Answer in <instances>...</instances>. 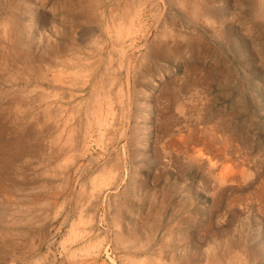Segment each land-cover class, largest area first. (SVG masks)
I'll use <instances>...</instances> for the list:
<instances>
[{
	"label": "rangeland",
	"instance_id": "1",
	"mask_svg": "<svg viewBox=\"0 0 264 264\" xmlns=\"http://www.w3.org/2000/svg\"><path fill=\"white\" fill-rule=\"evenodd\" d=\"M153 1L0 0V162L7 161L0 168V264H264V0H195L198 8L193 0ZM124 51L135 56L130 74H125ZM77 72L84 74L81 79ZM91 79H101L98 97ZM109 88L111 106L106 104ZM194 131L204 134L194 137ZM172 132L178 137L174 142ZM18 137L24 144L16 142ZM190 152L201 153L204 164L190 161ZM212 160L215 167L223 162L215 171L226 173V181L214 183L208 169Z\"/></svg>",
	"mask_w": 264,
	"mask_h": 264
},
{
	"label": "bare ground",
	"instance_id": "2",
	"mask_svg": "<svg viewBox=\"0 0 264 264\" xmlns=\"http://www.w3.org/2000/svg\"><path fill=\"white\" fill-rule=\"evenodd\" d=\"M150 1H151V0H150ZM152 1H153V0H152ZM193 1H194V2H193L194 5L198 2V0H196L197 2H195V0H193ZM87 2H88V1H87ZM180 2L182 3V1H180ZM199 2H200V0H199ZM203 2H204V1H203ZM203 2H202V3H203ZM153 3H154V1H153ZM260 3H261V1H260ZM178 4H179V3H178ZM203 4H204V3H203ZM262 4H263V3H262ZM90 5H91V4H90ZM171 5H173V4H171ZM180 5H181V4H180ZM194 5H193V6H194ZM204 5H206V4H204ZM101 6H102V5H101ZM181 6H182V5H181ZM193 6H192V7H193ZM198 6H199V5H198ZM198 6H197V4H196V8H198ZM103 7H104V5H103ZM120 7H121V6H120ZM120 7H119V8H120ZM194 7H195V6H194ZM199 7H200V6H199ZM202 7H203V6H202ZM202 7H201V9H202ZM260 7H261V6H260ZM178 8H179V7H178ZM196 8H195V9H196ZM203 8L205 9V7H203ZM206 8H207V7H206ZM209 8H210V7H209ZM261 8H262V7H261ZM109 9H110V8H109ZM115 9H116V8H115ZM115 9H114V10H115ZM121 9H122V8H121ZM180 9H182V8L180 7ZM191 9H193V8H191ZM211 9H212V8H211ZM105 10H106V9H105ZM116 10H117V9H116ZM183 10H185V9H183ZM196 10H197V9H196ZM196 10H194V11H196ZM209 10H210V9H209ZM209 10L207 9L206 11H207L208 13L212 11V10H211V11H209ZM262 10H263V9H260V12H263ZM109 11H110V10H109ZM123 11H124V10H123ZM125 11H126V10H125ZM181 11H182V10H181ZM194 11L192 10V12H191V13H193L192 16L195 14ZM253 11H254V10H253ZM82 12H83V11H82ZM110 12H111V11H110ZM112 12H113V11H112ZM184 12H185V11H184ZM189 12H190V11H189ZM197 12H198V11H197ZM197 12H196V13H197ZM201 12H202V10H201ZM204 12H205V11H204ZM212 12H213V11H212ZM212 12H211V13H212ZM260 12H259V13H260ZM84 13H85V12H84ZM94 13H95V12H94ZM126 13H127V12H126ZM126 13H123V14H126ZM202 13H203V12H202ZM263 13H264V12H263ZM99 14H100V13H99ZM102 14H103V13L101 12V15H100V16H102ZM138 14H139V12H138ZM153 14H154V13H153ZM200 14H201V13H200ZM108 15H109V14H108ZM113 15H114V14H113ZM189 15H191V14L189 13ZM86 16L88 17V15H86V14H80L78 17L80 18V17H86ZM95 16H96V15H95ZM97 16H98V15H97ZM100 16H98V17H100ZM105 16H106V15H105ZM115 16H116V15H115ZM115 16H114V17H115ZM139 16H140V14H139ZM184 16H185V15H184ZM103 17H104V16L101 17V20H102ZM111 17H112V16H111ZM118 17H119V15H118ZM262 17H264V16L262 15ZM195 18H196V17H195ZM195 18H194V19H195ZM75 19H76V18H75ZM88 19H92V20H94L95 18L90 17V18H88ZM88 19H87V20H88ZM117 19H118V18H117ZM186 19H187V18H186ZM188 19H189V18H188ZM92 20H91V21H92ZM95 20H96V19H95ZM111 20H112V19H111ZM118 20H119V19H118ZM118 20H117V21H118ZM196 20H197V19H195V21H196ZM76 21H77V20H76ZM80 21H81V19H80ZM82 21H83V20H82ZM91 21H90V22H91ZM104 21H105V19H104ZM114 21H115V20H114ZM122 21H123V20H122ZM197 21H198V20H197ZM94 22H95V21H94ZM96 22H97V21H96ZM98 22H99V21H98ZM101 22H102V21H101ZM188 22H189V21H188ZM99 23H100V22H99ZM122 23H123V22H121V24H122ZM192 23H193V22H192ZM263 23H264V22H263ZM90 24H91V23H90ZM105 24H106V23H105ZM96 25H97V24H95V26H96ZM98 25H101V23L98 24ZM110 25H111V23H110ZM122 25H123V24H122ZM142 25H144V24H142ZM146 25H147V24H145V27H146ZM192 25H193V24H192ZM194 25H195V24H194ZM78 26H79V25H78ZM98 27H99V26H98ZM98 27H97V29H98ZM104 27H105V26H104ZM136 27H137V26H136ZM143 27H144V26H143ZM107 28H108V27H107ZM149 28H150V27H149ZM149 28H148V30H150ZM100 29H101V28H100ZM139 29H140V28H139ZM144 29H146V28H144ZM144 29L142 28V30H140V32H141L140 34H142V31H143ZM80 30H81V29H80ZM80 30H79V32L82 33V31H80ZM82 30H83V29H82ZM103 30H104V28H103ZM103 30H102V31H103ZM115 30H116V28H115ZM115 30H114V31H115ZM133 30H134V29H133ZM104 31H105V30H104ZM114 31H113V29H112V32H114ZM127 31H128V30H127ZM83 32H84V31H83ZM108 32H109V31H108ZM115 32H116V31H115ZM136 32H137V30H136ZM148 32H149V31H148ZM148 32H147V33H148ZM106 33H107V32H106ZM117 33H119V32H116V34H117ZM132 33H133V32H132ZM181 33H182V31H181ZM104 34H105V33H104ZM116 34H115V35H116ZM126 34H127V33H126ZM144 34L146 35V33H144ZM0 35H1V34H0ZM93 35H94V34H93ZM115 35H113V36H115ZM118 35H119V34H118ZM148 35H149V34H148ZM165 35H166V34H165ZM172 35H173V34H172ZM84 36H85V35H84ZM84 36H83V37H84ZM138 36H140V35H138ZM138 36H137V37H138ZM167 36H169V33H168ZM180 36H182V35H180ZM94 37H95V35H94ZM110 37H111V36H109V38H110ZM115 37H117V35H116ZM128 37H129V36H128ZM151 37H152V36H151ZM172 37H173V36H172ZM178 37H179V36H178ZM183 37H184V36H183ZM95 38H96V37H95ZM101 38H103V37H101ZM109 38H108V39H109ZM119 38H120V37H119ZM133 38H135V36H134ZM139 38H140L141 40L143 39V37L141 38V36H140ZM146 38H147V36L145 37V39H146ZM170 38H171V37H169V41H170ZM184 38H185V37H184ZM82 39H83V38H82ZM117 39H118V38H117ZM162 39H163V37H162ZM176 39H177V37H176ZM185 39H186V38H185ZM185 39H184V40H185ZM192 39H193V38H192ZM194 39H195V38H194ZM76 40H77V39H76ZM99 40H102V39H99ZM113 40L115 41V39H113ZM128 40H129V39H128ZM151 40H152V38H151ZM153 40H154V39H153ZM195 40H196V39H195ZM123 41H124V39H123ZM135 41H137V40H135ZM142 41H143V40H142ZM142 41H141V42H142ZM173 41H174V40H173ZM185 41H186V40H185ZM98 42H101V41H98ZM98 42H97V43H98ZM103 42H104V41H103ZM109 42H110V41H109ZM120 42H121V41H120ZM153 42H154V41H153ZM77 43H79V42H77ZM85 43H86V42H85ZM95 43H96V42H95ZM121 43H122V42H121ZM126 43H127V42H126ZM131 43H132V42H131ZM144 43H146V42H144ZM69 44H70V43H69ZM82 44H83V43H82ZM109 44H111V42H110ZM132 44H133V43H132ZM139 44H141V43H139ZM163 44H164V43H163ZM194 44H195V43H194ZM3 45H4V44H3ZM61 45H62V44H61ZM100 45H101V44H100ZM100 45H98V46H100ZM124 45H125V43H124ZM127 45H128V44H127ZM133 45H134V44H133ZM147 45H148V44H147ZM67 46H68V44H67ZM96 46H97V45H95V47H96ZM102 46H103V45H102ZM128 46H129V45H128ZM134 46H135V45H134ZM134 46H133V47H134ZM136 46H137V45H136ZM144 46H145V45H144ZM144 46H143V48H144ZM155 46H156V45H155ZM169 46H170V45H169ZM92 47H93V46H92ZM105 47H106V46H105ZM110 47H111V46H110ZM1 48H2V47H1ZM129 48H130V47H129ZM129 48H128V49H129ZM134 48H135V47H134ZM137 48H138V47H136L135 49H137ZM140 48H142V47H140ZM147 48H148V46H147ZM155 48H156V47H155ZM111 49H112V48H111ZM130 49H131V48H130ZM153 49H154V48H153ZM153 49H152V50H153ZM205 49H206V48H205ZM1 50H2V49H1ZM6 50H7V49H6ZM53 50H54V49H53ZM104 50H105V49H103V52H104ZM179 50H180V49H179ZM191 50H192V49H191ZM11 51H12V50H11ZM73 51H74V50H73ZM78 51H79V49H78ZM97 51H98V50H97ZM97 51H94V52L97 53ZM117 51H118V50H117ZM133 51H134V50H133ZM137 51H138V50H137ZM144 51H145V50H144ZM149 51H150V50H148V52H149ZM164 51H165V50H164ZM2 52H3V51H2ZM55 52H56V50H55ZM68 52H69V51H68ZM79 52H80V51H79ZM89 52H90V51H89ZM89 52H88V53H89ZM98 52H99V51H98ZM105 52H106V51H105ZM131 52H132V51H131ZM153 52H155V51H153ZM51 53H54V52L51 51ZM84 53H85V52H84ZM88 53H87V54H88ZM113 53H115V52H113ZM120 53H121V52H120ZM123 53H124L125 58H126V61H125V62H127V63H124V62H123L124 64H126L125 67H127V68H126V69H127V72H126L125 74H127V73H129L130 70L132 69V67H131L132 64H130V61H131V57L133 56V53H132V56H131V53H130V52L125 53V51H124ZM134 53H135V52H134ZM146 53H147V51H146ZM146 53L144 52V54H146ZM156 53L158 54V56H160V55H162L164 52H163L162 49H161V50H159V51H156ZM171 53H172V52H171ZM180 53H181V52H180ZM182 53H183V52H182ZM184 53H185V52H184ZM58 54H60V51H59ZM66 54H68V53H66ZM74 54L76 55V52H75ZM77 54L79 55V53H77ZM91 54H92V53H91ZM100 54H102V53H100ZM100 54H99V55H100ZM178 54H179V53H178ZM201 54H202V53H201ZM206 54H207V53H206ZM83 55H84V54H83ZM113 55H114V54H113ZM115 55H116V53H115ZM115 55H114V56H115ZM138 55H139V54H138ZM147 55H148V53H147ZM155 55H156V54H155ZM181 55H182V54H181ZM181 55H180V56H181ZM204 55H205V54H204ZM25 56H26V55H25ZM62 56H63V55H62ZM62 56H61V57H62ZM70 56H71V55H70ZM81 56H82V55H81ZM87 56H89V55H87ZM94 56H95V54H94ZM109 56H110V55H109ZM111 56H112V55H111ZM116 56H117V55H116ZM151 56H152V55H151ZM158 56H157V57H158ZM165 56H166V55H165ZM168 56H169V55H168ZM171 56H173V55H171ZM176 56L179 57V55H176ZM186 56H187V55H186ZM55 57H56V56L54 55V58H55ZM68 57H69V56H68ZM96 57H97V56H96ZM103 57H105V56H103ZM112 57H113V56H112ZM112 57H111V59H112ZM133 57H135V56H133ZM141 57H142V53H141ZM146 57H147V56H146ZM155 57H156V56H155ZM181 57H182V56H181ZM181 57H180V58H181ZM62 58H63V57H62ZM75 58H76V57H75ZM108 58H110V57H108ZM118 58H119V57H118ZM138 58H140V57H138ZM159 58H160V57H159ZM161 58H162V57H161ZM164 58H165V57H164ZM70 59H72V57H71V58L69 57V60H70ZM77 59H78V58H77ZM84 59L86 60L87 58H84ZM120 59L123 60L122 57H121ZM135 59H136V58H135ZM177 59H178V58H177ZM0 60H1V59H0ZM57 60H58V58H57ZM59 60H61V58H59ZM73 60H74V59H72V62H73ZM87 60H89V59H87ZM96 60H97V59H96ZM100 60H101V59H98L99 62H100ZM109 60H110V59H107V62H108ZM142 60H143V59H142ZM144 60H145V59H144ZM160 60H161V59H160ZM217 60H218V59H217ZM28 61H29V60H28ZM54 61H55V60H54ZM67 61H68V59H67ZM70 61H71V60H70ZM74 61H76V60H74ZM98 61H96V62H98ZM103 61H104V58H103ZM136 61L139 62L140 59H139V60H136ZM162 61H163V60H162ZM166 61H168V60H166ZM186 61H187V60H186ZM65 62H66V61H65ZM68 62H69V61H68ZM68 62H67V63H68ZM83 62H84V61H83ZM85 62H86V61H85ZM93 62H94V61H93ZM183 62H184V61H183ZM183 62H182V63H183ZM4 63H5V61H4ZM69 63H71V62H69ZM69 63H68V64H69ZM74 63H75V62H74ZM78 63H79V62H78ZM86 63H87V62H86ZM86 63H85V64H86ZM111 63H113V62H110V66H111ZM121 63H122V62H121ZM123 63H122V64H123ZM132 63H133V62H132ZM134 63H135V62H134ZM139 63H140V62H139ZM205 63H206V62H205ZM220 63H221V61H220ZM59 64H60V63H59ZM76 64H77V62H76ZM81 64H82V63H81ZM87 64H88V63H87ZM90 64H91V63H90ZM97 64H98V63H97ZM100 64H101V63H100ZM137 64H138V63H136V66H137ZM61 65H62V64H61ZM64 65H65V64H64ZM66 65H67V64H66ZM66 65H65V66H66ZM95 65H96V64H95ZM95 65H94V66H95ZM106 65H107V64H106ZM134 65H135V64H134ZM134 65H133V66H134ZM139 65H140V64H139ZM184 65H187V64H184ZM196 65H197V64H196ZM221 65H223V64H221ZM49 66H50V64H49ZM54 66H55V65H54ZM59 66H60V65H59ZM67 66H68V65H67ZM70 66H71V65H70ZM73 66H75V65H73ZM76 66H78V65H76ZM79 66H80V64H79ZM82 66H83V65H82ZM89 66H90V65H89ZM194 66H195V65H194ZM50 67H51V66H50ZM32 68H33V67H32ZM70 68H71V67H70ZM77 68H78V67H77ZM79 68H80V67H79ZM84 68H85V66H84ZM93 68H94V67H93ZM93 68H92V69H93ZM97 68H98V67H97ZM102 68H103V67H102ZM105 68H107V66H105ZM105 68H104V69H105ZM108 68H109V67H108ZM115 68H116V67H115ZM133 68H134V67H133ZM137 68H138V67H137ZM191 68H192V67H191ZM81 69H83V68L81 67ZM89 69H90V71H91V68H89ZM89 69H88V71H89ZM100 69H101V68H100ZM121 69H122V68H121ZM188 69H189V68H188ZM193 69H194V68H192V71H194ZM197 69H198V68H197ZM224 69H226V68L224 67ZM230 69H231V68H230ZM5 70H6V69H5ZM73 70L76 71L75 69H73ZM77 70L79 71V69H77ZM109 70H110V69H109ZM109 70H108V71H109ZM111 70H114V68H113V69L111 68ZM117 70H118V69H116V71H117ZM135 70H137V69L135 68ZM140 70H141V69H140ZM195 70H196V69H195ZM1 71H2V70H1ZM63 71H64V70H63ZM70 71H72V70H70ZM80 71H81V70H80ZM99 71H100V70L98 69V72H99ZM101 71H102V69H101ZM104 71H105V70H104ZM118 71H119V70H118ZM121 71H122V70H121ZM133 71H134V70H133ZM133 71H132V72H133ZM187 71H188V70H187ZM28 72H29V71H28ZM53 72H54V70H53ZM56 72H57V74H58V72H62V71H56ZM66 72H67V70H66ZM84 72H85V71L82 70L81 74L84 73ZM86 72H87V71H86ZM86 72H85V73H86ZM91 72H92V71H91ZM111 72H112V71H111ZM114 72H115V71H114ZM124 72H125V71H124ZM175 72H176V71H175ZM69 73H72V72H69ZM73 73L76 74V72H73ZM73 73H72V74H73ZM78 73H79V72H77V74H78ZM96 73H97V72H96ZM100 73H102V72H100ZM104 73H105V72H104ZM193 73H194V72H192V74H193ZM223 73H224V72H223ZM19 74H20V73H19ZM54 74H55V73H54ZM57 74H56V75H57ZM59 74H60V73H59ZM72 74H69V75L72 76ZM74 74H73V75H74ZM87 74H88V73H87ZM112 74H113V73H112ZM115 74H116V73H115ZM122 74H123V73H122ZM129 74H130V73H129ZM10 75H12V74H10ZM60 75H61V77H63V76H62V73H61ZM83 75H84V74H83ZM83 75H82V76H83ZM92 75H93V74H92ZM117 75H118V74H117ZM185 75H186V74H185ZM189 75H190V74H189ZM206 75H207V74H206ZM206 75H205V76H206ZM65 76H67V75H65ZM77 76H78V75H77ZM77 76H75V77H77ZM82 76H80V73H79V76H78V77H80V79L82 78ZM86 76H87V75H86ZM88 76H89V74H88ZM100 76H101V78H102L103 73H102V75H100ZM104 76H105V75H104ZM114 76H116V75H114ZM119 76H120V75H119ZM127 76H128V75H127ZM131 76H132V75H130V77H131ZM145 76H146V75H145ZM145 76H144V77H145ZM51 77H53V76H51ZM61 77H59V76H58V78H57V77H56V78L53 77V79L55 78V80L57 81V80H58L59 78H61ZM73 77H74V76H73ZM95 77H96V76H95ZM109 77L112 78V75H110ZM117 77H118V76H117ZM157 77H158V76H157ZM226 77H227V76H226ZM11 78H12V77H11ZM40 78H41V77H40ZM48 78H49V77H48ZM83 78H84V77H83ZM88 78H89V77H88ZM88 78H87V79H88ZM105 78H106V77H105ZM115 78H116V77H115ZM131 78H132V77H131ZM139 78H140V77H139ZM190 78H191V77H190ZM197 78L199 79V77H197ZM228 78H229V77H228ZM13 79H14V77H13ZM72 79H75V78H72ZM80 79H78L77 81H79ZM84 79H86V78H84ZM103 79H104V77L102 78V80H103ZM231 79H232V77H231ZM8 80H9V79H8ZM14 80H15V79H14ZM21 80H22V79H21ZM30 80H31V79H30ZM36 80H37V79H36ZM47 80H48V79H47ZM50 80H52V79H50ZM60 80H61V79H60ZM70 80H71V79H70ZM100 80H101V79H99L98 81H97V79H93V80L91 79V81L94 82V83L91 82L92 84H94V86L92 85L93 88H92L91 91L93 92V94H95V95H93V96H95V97H98L97 89H99V87H100V83H99ZM107 80H108V79H107ZM122 80H123V79H122ZM124 80H126V78H124ZM195 80H196V79H195ZM195 80H194V81H195ZM203 80H204V79H202V81H203ZM12 81H13V80H12ZM17 81H18V80H17ZM64 81H65V80H64ZM68 81H69V80H68ZM74 81H76V80H74ZM77 81H76V82H77ZM82 81H83V79H82ZM86 81H87L86 83H89L88 80H86ZM112 81H113V80H111V84H112ZM117 81H118V80H117ZM119 81H121V76H120V80H119ZM119 81H118V82H119ZM127 81H128V80H127ZM133 81H134V80H133ZM173 81H174V80H173ZM9 82H10V81H9ZM50 82H51V81H50ZM65 82H66V81H65ZM65 82H64V83H65ZM84 82H85V81H84ZM123 82H124V81H123ZM123 82H119V83L121 84V86L124 84ZM130 82H131V81H130ZM176 82H177V81H176ZM181 82H182V81H181ZM199 82H201V81H199ZM209 82H210V81H209ZM30 83H31V82H30ZM39 83H40V82H39ZM51 83L53 84V82H51ZM59 83H60V82H59ZM68 83H69V82H68ZM77 83H78V82H77ZM79 83H80V82H79ZM86 83H84L85 86L87 85ZM91 83H89V84H91ZM122 83H123V84H122ZM126 83H127V82H126ZM186 83H188V82H186ZM206 83H207V82H206ZM7 84H8V83H7ZM32 84H33V83H32ZM55 84H57V82H55ZM82 84H83V83H82ZM82 84L80 83V85H82ZM89 84H88V85H89ZM101 84H102V83H101ZM105 84H106V83H105ZM108 84H109V82L107 83V85H108ZM120 84H117V85H120ZM170 84L173 85L172 83H170ZM175 84H176V83H175ZM181 84H182V83H181ZM193 84H194V83H193ZM197 84L200 85V83H197ZM40 85H41V84H40ZM50 85H51V84H50ZM66 85H67V84H66ZM74 85H75V84H74ZM77 85H79V84H77ZM77 85H76V87H77ZM80 85H79V87H81ZM84 85L82 86L83 88H84ZM88 85H87V87H88ZM107 85H106V86H107ZM130 85H132V84L130 83ZM134 85H135V84H134ZM177 85H178V83H177ZM191 85H192V82L190 83V86H191ZM8 86H9V85H8ZM37 86H38V83H37ZM55 86H56V85H55ZM70 86H71V85H70ZM108 86H109V85H108ZM113 86H114V85H113ZM181 86H182V88H183V85H181ZM193 86H194V85H193ZM26 87H27V86H26ZM74 87H75V86H74ZM74 87H73V88H74ZM82 87H81L80 89H82ZM102 87H103V85H102ZM115 87H116V85H115ZM130 87H131V86H130ZM135 87H136V86H135ZM187 87H188V85H187ZM32 88H33V86H32ZM77 88H78V87H77ZM100 88H101V87H100ZM105 88H106V87H105ZM107 88H108V87H107ZM184 88H185V87H184ZM17 89H18V88H17ZM53 89H54V88H53ZM58 89H59V88H58ZM62 89H63V88H62ZM120 89H122V88L120 87ZM131 89H132V88H131ZM161 89H162V88H161ZM87 90H88V89H87ZM179 90H180V88H179ZM187 90H188V89H187ZM21 91H23V90H21ZM57 91H58V90H57ZM57 91H56V92H57ZM89 91H90V90H89ZM89 91H88V92H89ZM99 91H100V93H101V90H100V89H99ZM102 91H104V88H103ZM113 91H115V90H113ZM121 91H122V90H121ZM130 91H131V90H130ZM174 91H176V89H175ZM177 91H178V90H177ZM184 91L186 92V90H184ZM52 92H54V91H52ZM56 92H54V93H56ZM92 92H91V94H92ZM118 92H119V91H118ZM122 92L124 93V91H122ZM158 92H159V91H158ZM170 92H171V91H170ZM178 92H179V91H178ZM180 92H181V90H180ZM191 92H192V91H191ZM58 93L61 94V92H59V91H58ZM81 93H82V92H80V94H81ZM104 93H105V92H104ZM104 93H102V94H104ZM123 93H122V94H123ZM67 94H68V93H67ZM71 94H72V93H70V95H71ZM77 94H79V93H77ZM102 94H101V95H102ZM119 94H120V93H119ZM127 94H128V91H127ZM131 94H132V92H131ZM176 94H177V93H176ZM178 94H179V93H178ZM178 94H177V96H178ZM52 95H53V94H52ZM56 95H57V94H56ZM70 95H69V96H70ZM75 95H76V94H75ZM75 95H74V96H75ZM89 95H90V94H88V96H89ZM101 95H100V96H101ZM156 95H157V94H156ZM172 95H173V94H172ZM172 95H171V96H172ZM188 95H189V94H188ZM188 95H187V96H188ZM197 95H198V94H197ZM197 95H196V96H197ZM41 96H42V95H41ZM63 96H64V95H63ZM74 96H73V97H74ZM77 96H78V95H77ZM90 96L92 97V95H90ZM103 96H104V95H103ZM122 96H123V95H122ZM126 96H127V95H126ZM128 96H129V95H128ZM128 96H127V97H128ZM169 96H170V95H169ZM174 96H175V94H174ZM54 97H56V96H54ZM58 97L60 98V95H59ZM58 97H57V98H58ZM65 97H67V96H65ZM82 97H83V96H82ZM82 97H81V98H82ZM106 97H107V98H106V104H107L108 106H111V105L113 104V99H112V93H111V91H110V88H109V90L106 92ZM130 97H131V96H130ZM172 97H173V96H172ZM180 97H181V96L179 95V98H180ZM188 97H189V96H188ZM57 98H55V99L57 100ZM68 98H69V97H68ZM71 98H72V97H71ZM74 98H75V97H74ZM79 98H80V96H79ZM79 98H78V100H79ZM87 98H88V97H87ZM87 98H86V100H85L86 102H87ZM101 98H102V97H101ZM128 98H129V97H128ZM133 98H134V97H133ZM143 98H144V97H143ZM176 98H177V97H176ZM182 98H184V96H183ZM185 98H187V97H185ZM63 99H64V98H63ZM82 99L84 100V99H85V96H84V98H82ZM118 99H120V98H118ZM125 99H126V98H125ZM130 99H131V98H130ZM134 99H136V98H134ZM156 99H157V98H156ZM192 99L194 100V98H192ZM60 100H62V99H60ZM64 100H65V99H64ZM83 100H80V101L85 102V101H83ZM103 100H104V98H103ZM115 100H116V99H115ZM122 100H123V99H122ZM122 100H121V101H122ZM127 100H129V99H127ZM127 100H126V101H127ZM131 100H132V99H131ZM170 100H171V97H170ZM170 100H169V101H170ZM179 100H180V99H179ZM181 100H182V99H181ZM71 101H72V100H71ZM96 101H97V100H96ZM101 101H102V100H101ZM126 101H124V102L127 103ZM154 101H155V100H154ZM154 101H153V102H154ZM171 101H172V100H171ZM186 101H187V100H186ZM69 102H70V101H69ZM78 102H79V101H78ZM78 102H76V103H77V104H76L75 102L72 101V103H73V104L75 103L76 106H78ZM122 102H123V101H122ZM122 102H118V103H122ZM129 102H130V101H129ZM175 102H176V101H175ZM182 102H183V100H182ZM195 102H196V101H195ZM198 102H199V101H198ZM52 103H53V102H52ZM62 103H63V102H62ZM67 103H68V102H67ZM97 103H98V102H97ZM172 103H173V101H172ZM183 103H184V102H183ZM188 103H189V102H188ZM190 103H192V102H190ZM206 103H207V102H206ZM49 104H50V102H49ZM79 104H80V103H79ZM81 104H82V103H81ZM92 104H94V103H92ZM123 104H124V103H123ZM123 104H122V105H123ZM178 104H179V103H178ZM180 104H181V103H180ZM185 104H187V103H185ZM203 104H204V103H203ZM50 105H51V104H50ZM52 105H53V104H52ZM58 105H59V104H58ZM65 105H66V104H65ZM69 105H70V104H69ZM84 105H85V104H83V106H84ZM101 105H102V104H101ZM128 105H129V104H128ZM173 105L176 106L174 103H173ZM173 105H172V106H173ZM56 106H57V105H56ZM93 106L95 107V105H93ZM108 106H107V107H108ZM130 106H131V105H130ZM183 106H184V105H183ZM192 106H194V105H192ZM202 106H203V105H202ZM54 107H55V106H54ZM54 107H52V108H54ZM66 107H68V105H66ZM84 107H85V106H84ZM84 107H83V109H85ZM114 107H115V106H114ZM114 107H113V108H114ZM121 107H123V106H121ZM207 107H208V106H207ZM48 108H49V106H48ZM69 108H70V107H69ZM98 108H99V107H98ZM98 108H97V109H98ZM131 108H132V107H131ZM167 108H168V107H167ZM173 108H175V107H173ZM178 108H179V107H178ZM208 108H209V107H208ZM208 108L205 109V110H208ZM61 109H62V107H61L59 110H61ZM73 109H74V107H73ZM79 109H80V108H79ZM83 109H80V110H83ZM86 109H87V107H86ZM91 109H92V108H91ZM127 109H128V108H127ZM168 109H169V108H168ZM168 109H167V112H168V114H169V111H170V110L168 111ZM170 109H171V107H170ZM185 109H186V108H185ZM188 109H192V108H188ZM193 109H194V108H193ZM203 109H204V108H203ZM53 110H54V109H52L51 112H54V111H55V110H54V111H53ZM56 110H58V109H56ZM65 110H66V108H65ZM71 110H72V108H71ZM77 110H78V109H77ZM94 110H95V108H94ZM99 110H100V109H99ZM116 110H117V109H116ZM131 110H133V109H131ZM175 110H178V109H175ZM179 110H180V109H179ZM181 110H183V109H182V106H181ZM61 111H62V110H61ZM68 111H69V110H68ZM68 111H67V112H68ZM74 111H75V110H74ZM78 111H79V110H78ZM83 111H84V110H83ZM90 111H91V110H90ZM129 111H130V110H129ZM155 111H156V110H155ZM186 111H188V110H186ZM189 111H190V110H189ZM194 111H195V110H194ZM197 111H198V110H197ZM201 111H202V110H201ZM209 111H210V110H209ZM57 112H58V113H57L56 115H59V111H57ZM79 112H80V111H79ZM79 112H78V114H79ZM81 112H82V111H81ZM84 112L86 113V110H85ZM84 112H83V113H84ZM92 112H93V111H92ZM102 112H103V111H102ZM126 112H128V111L126 110ZM126 112H125V113H126ZM133 112H134V111H133ZM156 112H157V111H156ZM175 112H177V111H175ZM191 112H192V111H191ZM72 113H73V112H72ZM110 113H111V112H110ZM117 113H118V112H117ZM123 113H124V112H123ZM157 113H158V112H157ZM163 113L165 114L166 112H163ZM172 113H173V112H172ZM177 113H178V112H177ZM183 113H184V112H183ZM183 113H182V115H183ZM192 113H193V112H192ZM205 113H206V112H205ZM205 113H204V114H205ZM213 113H214V111H213ZM63 114H64V112H63ZM92 114L94 115V113H92ZM112 114H113V113H112ZM127 114H129V112H128ZM130 114H131V113H130ZM158 114H160V113H158ZM186 114H187V113H186ZM193 114H194V113H193ZM195 114H199V113H195ZM200 114H201V113H200ZM208 114H209V113H208ZM60 115H61V114H60ZM69 115L71 116V114H69ZM80 115H81V114H80ZM80 115H79V117H80ZM110 115H111V114H110ZM124 115H125V114H124ZM132 115H133V114H132ZM132 115H131V116H132ZM175 115H176V114H175ZM187 115H188V114H187ZM191 115H192V114H191ZM213 115H214V114H213ZM215 115H216V114H215ZM215 115H214V117H215ZM82 116H83V115H82ZM82 116H81V117H82ZM111 116H112V115H111ZM113 116H115V115L113 114ZM157 116H158V115H157ZM164 116H165V115H164ZM179 116H180V115H179ZM208 116H209V115H208ZM57 117H58V116H57ZM60 117H61V116H60ZM94 117H95V116H94ZM125 117H126V116H125ZM180 117H181V116H180ZM184 117H185V115H184ZM184 117L182 116V118H184ZM192 117H193V116H192ZM217 117H218V116H217ZM55 118H56V116H55ZM68 118H69V117H68ZM76 118H78V116H77ZM110 118H111V117H110ZM115 118H116V117H115ZM123 118H124V117H123ZM126 118H127V117H126ZM133 118H134V117H133ZM162 118L164 119V117H162ZM166 118H167V117H166ZM166 118H165V119H166ZM170 118H171V117H170ZM177 118H179V117H177ZM185 118H186V117H185ZM194 118H195V117H194ZM51 119H52V121H53V115L51 116ZM60 119H61V118H60ZM60 119H59V120H60ZM62 119H63V118H62ZM64 119H65V118H64ZM69 119H70V118H69ZM71 119H72V118H71ZM79 119L82 120V118H79ZM90 119H91V118H90ZM113 119H114V118H113ZM167 119H168V118H167ZM172 119H173V118H172ZM174 119H175V118H174ZM187 119H188V117L186 118V120H187ZM191 119H192V118H191ZM191 119H190V120H191ZM198 119H199V118H198ZM56 120H57V119H56ZM65 120H66V119H65ZM95 120H96V119H95ZM127 120H128V119H126V121H127ZM178 120H180V118H179ZM181 120H182V119H181ZM183 120H184V119H183ZM183 120H182L181 122H184ZM194 120H195V119H194ZM196 120H197V119H196ZM206 120H207V119H206ZM57 121H58V120H57ZM57 121H56V122H57ZM69 121H70V120H68V122H69ZM71 121H72V120H71ZM76 121H77V120H76ZM92 121H93V120H92ZM104 121H105V120H104ZM117 121H118V120H117ZM124 121H125V120H124ZM132 121H133V120H132ZM132 121H131V124H132ZM157 121H158V120H156L155 122H157ZM161 121L163 122V120H161ZM166 121H167V120H166ZM166 121H164V122H166ZM60 122H61V121H60ZM66 122H67V120H66ZM86 122H87V121H86ZM88 122H89V121H88ZM105 122H106V121H105ZM111 122H112V121H111ZM111 122H110V123H111ZM114 122H115V121H114ZM122 122H123V121H122ZM158 122H160V120H159ZM158 122H157V124H158ZM162 122H161V123H162ZM177 122H178V121H177ZM194 122H195V121H194ZM194 122H193V123H194ZM201 122H202V121H201ZM205 122H206V121H205ZM205 122L203 121L202 123H205ZM207 122H208V121H207ZM209 122H210V121H209ZM211 122H212V120H211ZM219 122H220V121H219ZM33 123H34V122H33ZM58 123H59V122H58ZM77 123H78V122H77ZM82 123H83V122H82ZM84 123H85V122H84ZM92 123H93V122H92ZM96 123H97V122H96ZM108 123H109V122H108ZM168 123H169V122H168ZM173 123H175V122H173ZM187 123H188V122H187ZM196 123H197V122H196ZM202 123H201V124H202ZM56 124H57V123H56ZM56 124H55V125H56ZM68 124H69V123H68ZM78 124L80 125V122H79ZM100 124H101V125L104 124L103 120H102V121H99L98 126H99ZM118 124H119V122H118ZM155 124H156V123H155ZM162 124H163V123H162ZM165 124H166V123H165ZM175 124H176V123H175ZM177 124H178V123H177ZM179 124H180V121H179ZM53 125H54V124H53ZM53 125H52V126H53ZM60 125H62V123H61ZM94 125H96V124H94ZM111 125H112V124H111ZM121 125H122V124H121ZM166 125H167V124H166ZM184 125H185V124H184ZM203 125H204V124H203ZM207 125H208V124H207ZM222 125H223V124H222ZM32 126H33V125H32ZM56 126H57V125H56ZM63 126H64V123H63ZM63 126H60V127H61L62 129H65L66 127L63 128ZM103 126H105V125H103ZM125 126H126V124H125ZM130 126H131V125H130ZM161 126H162V125H161ZM161 126H160V127H161ZM169 126H171V123L169 124ZM185 126H186V125H185ZM190 126H191V125H190ZM190 126H187V127H190ZM192 126H193V124H192ZM223 126H224V125H223ZM53 127H54V126H53ZM53 127H52V128H53ZM70 127H71V125H70ZM70 127H69V128H70ZM76 127H77V125H76ZM109 127H110V126H109ZM165 127H166V126H165ZM176 127H177V126H176ZM180 127H181V126H180ZM199 127H202V125H201V126L199 125ZM199 127L197 128L198 130H199ZM206 127H207V126H206ZM208 127H209V126H208ZM74 128H75V127H74ZM77 128H78V127H77ZM83 128H84V127H83ZM83 128H82V129H83ZM88 128H89V127H88ZM96 128H97V127H96ZM114 128H115V127H114ZM129 128H130V127H129ZM161 128H162V127H161ZM166 128L168 129V127H166ZM169 128H171V127H169ZM172 128H175V127H172ZM183 128H185V127H183ZM212 128H213V127H212ZM224 128H225V127H224ZM55 129H56V128H55ZM58 129H59V128H58ZM71 129H72V128H71ZM90 129H91V127H90ZM94 129H95V128H94ZM94 129H93V130H94ZM99 129H100V127H99ZM105 129H106V128H105ZM126 129H127V128H126ZM130 129H131V128H130ZM162 129H163V128H162ZM176 129H178V128H176ZM186 129H188V128H185V129H182V130H186ZM202 129H203V127H202ZM202 129H201V130H202ZM209 129L211 130V128H209ZM213 129L215 130V128H213ZM53 130H54V129H53ZM56 130H57V129H56ZM110 130H112V129H110ZM113 130H114V129H113ZM123 130H124V129H123ZM154 130H155V129H154ZM178 130H180V129H178ZM182 130H181L180 132L178 131L179 134L182 133ZM54 131H55V130H54ZM75 131H76V130H75ZM82 131H83V130H82ZM87 131H88V129H87ZM91 131H92V129H91ZM108 131H109V130H108ZM116 131H117V130H116ZM162 131H163V130H162ZM170 131H171V129H170ZM170 131H169V132H170ZM172 131H175V130H172ZM208 131H209V130H208ZM216 131H217V130H216ZM216 131H214V132H216ZM64 132L66 133V132H68V131L64 130ZM73 132H74V130H73ZM77 132H78V130H77ZM83 132H84V131H83ZM96 132H97V131H96ZM100 132H101V131H100ZM158 132H159V131H158ZM165 132H166V131H165ZM176 132H177V130H176ZM178 132H177V133H178ZM194 132H195V131H194ZM59 133L61 134V132H59ZM59 133L57 132V136L59 135ZM78 133H79V132H78ZM81 133H82V132H81ZM112 133H113V132H112ZM123 133H124V132H123ZM177 133H175V132H172V133H171V141H172V142H174L173 140H175L176 138H178V137L176 136ZM210 133H211V132H210ZM62 134H64V133H62ZM73 134H74V133H73ZM110 134H111V133H110ZM125 134H126V133H125ZM127 134H128V133H127ZM164 134H165V133H164ZM179 134H178V135H179ZM183 134H184V133H182V136H183ZM190 134H191V133H190ZM193 134H194V137H195V134H198V135L200 134V136H201L202 133H201V132H200V133L195 132V133H193ZM203 134H204V133H203ZM203 134H202V136H203ZM206 134H207V133H206ZM206 134H205V136H206ZM212 134H213V136H214L215 133L212 132ZM26 135H27V134H26ZM54 135H55V134H54ZM67 135H69V132L67 133ZM82 135H83V134H82ZM111 135H112V134H111ZM113 135H114V134H113ZM113 135H112L111 137H115V136H113ZM132 135H133V134H132ZM158 135H159V134H158ZM160 135H161V134H160ZM186 135H187V134H186ZM215 135H216V134H215ZM76 136H77V135H76ZM91 136H92V135H91ZM93 136H94V134H93ZM100 136H101V133H100ZM123 136H124V135H123ZM190 136H192V135H190ZM213 136H211V137H213ZM218 136H219V135H218ZM61 137H62V136H61ZM96 137H97V136H96ZM98 137H99V136H98ZM128 137H129V136H128ZM132 137H133V136H132ZM155 137H156V136H155ZM162 137H163V136H162ZM165 137H166V136H165ZM211 137H210V138H211ZM216 137H217V136H216ZM66 138H67V136H66ZM70 138H71V137H70ZM75 138H76V137H75ZM80 138H81V136H80ZM82 138H83V137H82ZM82 138H81V139H82ZM93 138H94V137H93ZM99 138H100V137H99ZM101 138H102V137H101ZM126 138H127V137H126ZM126 138H125V139H126ZM180 138H181V139H180ZM180 138H179L180 141L183 140L181 136H180ZM191 138H192V137H191ZM197 138H198V137H197ZM207 138H208V136H207ZM217 138H218V137H217ZM78 139H79V138H78ZM108 139L110 140V138H108ZM118 139H119V138H118ZM118 139H115V140H118ZM120 139H121V137H120ZM125 139H123V141H124ZM153 139H155V138H153ZM161 139H162V138H161ZM179 139H178V140H179ZM205 139H206V138H205ZM208 139H209V138H208ZM212 139H213V138H212ZM57 140H58V139H57ZM70 140H71V139H70ZM74 140H75V139H74ZM74 140H73V141H74ZM90 140H91V139H90ZM99 140H100V139H99ZM99 140H97V141H99ZM128 140H129V139H128ZM164 140H165V138L162 140V142H163ZM217 140H218V139H217ZM222 140H223V139H222ZM28 141H29V140H28ZM84 141H85V140H84ZM86 141H87V139H86ZM92 141H94V140H92ZM92 141H91V144H92ZM95 141H96V140H95ZM95 141H94V142H95ZM153 141H154V140H153ZM159 141H160V140H159ZM185 141H186V140H185ZM185 141H183V142H185ZM187 141H188V139H187ZM189 141H190V139H189ZM192 141H193V140H192ZM192 141H190V142L192 143ZM195 141L197 142L198 140L196 139V140H194V142H195ZM199 141H201V140L199 139ZM199 141H198V142H199ZM213 141H214V140H213ZM215 141H216V140H215ZM215 141H214V142H215ZM218 141H219V140H218ZM225 141H226V140H224V142H225ZM16 142H18V143L21 142V144H22V143L24 144V142H22V140H20L19 137L17 138ZM55 142H57V141H55ZM68 142H69V141H68ZM80 142L83 143V141H80ZM80 142H79V143H80ZM121 142H122V141H121ZM125 142H126V141H125ZM162 142H161V143H162ZM206 142H207V141H206ZM211 142H212V141H211ZM13 143H15V142H13ZM57 143H58V142H57ZM66 143H67V142H66ZM71 143H72V142H71ZM73 143H75V142H73ZM103 143H104V141H103ZM112 143H114V142H112ZM157 143H158V142H157ZM159 143H160V142H159ZM170 143H171V142H170ZM188 143H189V142H188ZM191 143H190V144H191ZM199 143H200V142H199ZM204 143H205V142H204ZM216 143H218V142H216ZM32 144H33V143H32ZM68 144H69V143H68ZM75 144H77V143H75ZM87 144H88V143H87ZM115 144H116V143H115ZM117 144H118V143H117ZM122 144H123V142H122ZM162 144H163V143H162ZM182 144H183V143H182ZM190 144H189V145H190ZM207 144H208V142H207ZM207 144H205L204 146H203L202 144H201V145H202V147H205ZM214 144H215V143H214ZM70 145L72 146V144H70ZM108 145H109V144H108ZM119 145H120V144H119ZM167 145H168V144H167ZM169 145H170V144H169ZM179 145H181V144L179 143ZM183 145H184V144H183ZM183 145H182V146H183ZM208 145H209V144H208ZM208 145H207V147H208ZM217 145H218V144H217ZM18 146H19V145H18ZM84 146H85V145H84ZM84 146H83V147H84ZM102 146H103V145H102ZM115 146H116V145H115ZM117 146H118V145H117ZM165 146H166V145H165ZM172 146H173V145H172ZM175 146H177V145H175ZM185 146H186V143H185ZM191 146H192V144H191ZM191 146H190V148L192 149ZM195 146H197V145H195ZM198 146H199V145H198ZM210 146H212V145H210ZM9 147H12V146H9ZM74 147H75V146H74ZM76 147H77V145H76ZM85 147H86V146H85ZM108 147H109V146H108ZM108 147H107V148H108ZM113 147H114V146H113ZM153 147H154V146H153ZM158 147H159V146H158ZM168 147H169V146H168ZM186 147H189V146H186ZM215 147H216V146H215ZM25 148H26V147H25ZM72 148H73V147H72ZM79 148H80V147H79ZM111 148H112V147H111ZM115 148H116V147H115ZM126 148H127V147H126ZM159 148H160V147H159ZM159 148H158V150H159ZM162 148H163V147H162ZM174 148H175V147H174ZM179 148H180V147H179ZM195 148L197 149V147H195ZM195 148H193L192 150H194ZM211 148H212V147H211ZM220 148H221V147H220ZM22 149H23V147L19 146L18 149H17V153L19 152L18 154H20V152L23 151ZM70 149H71V148H70ZM75 149H76V148H75ZM88 149H89V148H88ZM112 149H113V148H112ZM112 149H111V150H112ZM127 149H128V148H127ZM180 149H181V148H180ZM186 149H187V148H186ZM188 149H189V148H188ZM198 149H199V148H198ZM198 149H197V150H198ZM202 149H203V148H202ZM202 149H200V150H202ZM204 149H205V148H204ZM227 149H228V148H227ZM25 150H26V149H25ZM71 150H72V149H71ZM103 150H104V149H103ZM125 150H126V149H125ZM155 150H156V149H155ZM163 150H165V147H164ZM168 150H169V149H168ZM168 150H167V152H170V151H168ZM171 150H173V149L171 148ZM175 150H176V149H175ZM207 150H208V149H207ZM216 150H217V149H216ZM218 150H219V149H218ZM218 150H217V151H218ZM74 151H75V150H74ZM126 151H127V150H126ZM153 151H154V150H153ZM161 151H162V150H161ZM176 151H178V150H176ZM186 151H187V150H186ZM205 151H206V149H205ZM208 151H209V150H208ZM208 151H207V152H208ZM212 151H213V150H212ZM214 151H215V149H214ZM214 151H213V152H214ZM6 152H7V151H6ZM12 152H13V151H12ZM75 152L77 153V151H75ZM102 152H103V151H102ZM106 152H107V151H106ZM114 152H115V151H114ZM167 152H165V153H167ZM182 152H183V151H182ZM182 152H180V153H182ZM192 152H193V151H192ZM197 152H198V151H197ZM209 152H210V151H209ZM213 152H211V153L215 155L216 152H214V153H213ZM13 153H14V152H13ZM15 153H16V152H15ZM15 153H14V154H15ZM70 153H71V152H70ZM112 153H113V152H112ZM112 153H111V154H112ZM122 153H123V149H122L121 154H122ZM160 153H161V152H160ZM163 153H164V151H163ZM171 153H172V152H171ZM187 153H189V152H187ZM190 153H191V152H190ZM202 153H203V156H204V154L206 155V152L204 153L203 150H202ZM211 153H209V154L212 155ZM217 153H219V152H217ZM10 154H11V152H10ZM14 154H13V155H14ZM71 154H72V153H71ZM82 154H83V153H82ZM116 154H117V153H116ZM154 154H155V153H154ZM172 154H173V153H172ZM183 154H184V153H183ZM195 154H196V153H194V154L191 153V155H188V154H187V155L189 156L190 161H192V162H195V161H201V164H202V163L204 164V161H203L202 159L205 158V157L201 156V155H200L201 153H197L196 155H195ZM222 154H223V153H222ZM225 154H227V152H226ZM236 154H237V153H236ZM67 155H68V154H67ZM75 155H76V154H75ZM86 155H87V153H86ZM99 155H100V154H99ZM99 155H98V156H99ZM103 155H104V154H103ZM103 155H102V156H103ZM109 155H110V154H109ZM126 155H127V153H126ZM158 155H159V151H158ZM163 155H164V154H163ZM165 155H166V154H165ZM170 155H171V154H170ZM174 155H175V154H174ZM176 155H177V154H176ZM187 155H186V156H187ZM214 155H213V156H214ZM219 155H220V153H219ZM232 155H234V154H232ZM84 156H85V155H83V157H84ZM104 156H105V155H104ZM117 156H120V154H118ZM117 156H116V157H117ZM121 156H122V155H121ZM128 156H129V155H128ZM161 156H162V155H161ZM167 156H169V155L167 154ZM182 156H183V155H182ZM182 156H181V157H182ZM188 156H187V158H188ZM207 156H208V154H207ZM217 156H218V155H216V156H214V157H217ZM91 157H92V155H91ZM91 157H89V158H91ZM125 157H126V156H125ZM164 157H165V156H164ZM202 157H203V158H202ZM210 157H211V156H210ZM238 157H240V155H239ZM238 157H237V158H238ZM242 157H243V156H242ZM89 158H88V159H89ZM97 158H98V157H97ZM99 158H100V157H99ZM123 158H124V157H123ZM162 158H163V157H162ZM165 158H166V157H165ZM184 158H185V157H183L182 159H184ZM244 158H245V157H244ZM119 159H120V158H119ZM168 159H169V158L166 159V162H167ZM170 159H171V156H170ZM208 159H209V156H208ZM213 159L216 160V158H213ZM224 159H225V158H223L222 161H224ZM235 159H236V158H235ZM8 160H10V158H8ZM91 160H92V159H91ZM91 160H90V161H91ZM93 160H94V159H93ZM95 160H96V157H95ZM111 160H112V158H111ZM114 160H115V159H114ZM114 160H113V161H114ZM120 160H121V159H120ZM122 160H123V159H122ZM122 160H121V161H122ZM160 160H161V159H160ZM162 160H163V159H162ZM174 160H175V159H174ZM210 160H211V159H210ZM210 160H208V163H209ZM226 160H227V159H226ZM230 160H231V159H230ZM233 160H234V159H233ZM238 160H239V158H238ZM83 161H84V160H83ZM115 161H116V160H115ZM115 161H114V162H115ZM164 161H165V160H164ZM187 161L189 162L188 159H187ZM202 161H203V162H202ZM222 161H221V162H222ZM234 161H235V160H234ZM234 161L231 160V162H234ZM6 162H7V161H6ZM6 162H0V168L4 167V166L7 164ZM101 162H102V161H101ZM141 162H142V161H141ZM181 162H182V161H181ZM183 162H184V161H183ZM206 162H207V161H206ZM213 162H214V161L212 160V162H211L212 164H211V163H210L211 165L209 164L208 169H209V173L212 175V178H213L214 183L217 184V182L219 181V179L221 180L222 177L224 178V177L226 176V173H225L224 176L221 175V174H223V173L217 175V173H216L217 171H215V169H216V168L218 169V165H219V164H222L223 162L221 163V162L219 161V162H220V163L218 162L219 164L216 163V164H217L216 167L214 166L215 163H213ZM224 162H225V161H224ZM239 162H241V161H239ZM239 162H238V163H239ZM80 163H81V162H80ZM93 163H94V162H93ZM95 163H96V161H95ZM105 163H106V162H105ZM110 163H111V161H110ZM118 163H119V162H118ZM125 163H126V162H125ZM125 163H124V164H125ZM127 163H128V162H127ZM170 163H171V161H170ZM227 163H228V161H227ZM227 163H226V167H228ZM244 163H245V162H244ZM114 164H115V163H114ZM119 164H120V163H119ZM157 164H159V163L157 162ZM171 164H172V163H171ZM228 164H229V163H228ZM239 164H240V163H239ZM241 164H242V163H241ZM79 165L81 166V164H79ZM87 165L89 166V164H87ZM103 165H104V164H103ZM109 165H110V164H108V166H109ZM112 165H113V164H112ZM125 165H127V164H125ZM161 165H162V164H161ZM163 165H165V164L163 163ZM181 165H182V164H181ZM181 165H180V166H181ZM184 165H185V164H184ZM187 165H188V164H187ZM194 165H195V164H194ZM234 165H235V164H234ZM94 166H96V165H94ZM97 166H98V165H97ZM99 166H100V165H99ZM105 166H106V165H105ZM165 166H166V165H165ZM168 166H169V165H168ZM168 166H167V168H168ZM175 166H176V165H175ZM177 166H178V165H177ZM195 166H197V165H195ZM230 166H231V164H230ZM230 166H229V167H230ZM232 166H233V165H232ZM243 166H245V165H243ZM243 166H242V168H245V167H243ZM169 167H170V166H169ZM171 167H172V166H171ZM171 167H170V168H171ZM190 167H191V166H190ZM192 167H193V165H192ZM197 167H198V166H197ZM204 167H206V166H204ZM229 167H228V169L231 170V167H230V168H229ZM98 168H99V167H98ZM101 168H102V166H101ZM161 168H162V167H161ZM170 168H168V169H170ZM176 168H177V167H176ZM220 168H221V165H220ZM2 169H3V168H2ZM78 169H79V168H78ZM81 169H82V168H81ZM102 169H103V168H102ZM188 169H189V168H188ZM191 169H192V168H191ZM191 169H190V170H191ZM225 169H226V168H223L222 170L224 171ZM238 169H239V171H240V173H241V170H240V169H241V166H240V168H238ZM85 170H86V169H85ZM88 170H89V169H88ZM88 170H86V171H88ZM99 170H101V169H99ZM156 170H157V169H156ZM158 170H160V168H159ZM171 170H172V169H171ZM180 170H181V169H180ZM183 170H184V169H183ZM197 171H198V170H197ZM239 171H238V172H239ZM157 172H158V171H157ZM161 172H162V171H161ZM185 172H186V170H185ZM192 172H193V171H192ZM199 172H200V171H199ZM225 172H226V171H225ZM242 172H243V170H242ZM5 173H6V172H5ZM228 173H230V171H227V175H229ZM232 173L234 174V172H232ZM235 173H236V170H235ZM3 174H4V173H3ZM6 174H7V173H6ZM178 174H179V173H178ZM238 174H239V173H238ZM160 175H161V174H160ZM242 175H243V173H242ZM1 176H4V175H1ZM201 176H202V175H201ZM233 176H234V175H233ZM233 176H232V179H233ZM236 176H237V175H236ZM226 177L228 178V176H226ZM238 177H239V176H237L236 179H238ZM204 178H205V177H204ZM207 178H209V177H207ZM239 178H240V177H239ZM242 178H243V177H242ZM242 178H241V179H242ZM224 179H225V178H224ZM224 179H223V181H224ZM234 179H235V178H234ZM206 180H207V179H206ZM208 180H209V179H208ZM210 180H211V179H210ZM226 180H227V179H225V181H226ZM238 180H239V179H238ZM225 181H224V182H225ZM232 181H233V180H231V182H232ZM234 181H235V180H234ZM201 182H202V181H201ZM224 182L222 183V181H221L222 184H224ZM235 182H236V181H235ZM202 183H203V182H202ZM207 183H208V182H207ZM232 183H233V182H232ZM204 185H205V184H204ZM208 185H209V184H208ZM202 186H203V184H202ZM218 186H219V185H218ZM226 186H227V185H226ZM101 187H102V186H101ZM220 187H221V184H220ZM222 187H223V186H222ZM222 187H221V188H222ZM102 188H103V187H102ZM213 188H214V187H213ZM221 188H220V189H221ZM223 188H224V187H223ZM223 188H222V189H223ZM211 189H212V188H211ZM216 189H217V188H216ZM216 189H215V190H216ZM225 189H226V188H225ZM211 191H212V190H211ZM207 192H208V189H207ZM216 193H217V192H216ZM102 195H103V194H102ZM101 198H102V197H101ZM1 212H2V211H1ZM18 216H19V215H18ZM0 218H1V217H0ZM17 218H18V217H17ZM0 222H2V221H0ZM4 222H5V221H4ZM11 222H12V220H11ZM16 224H17V223H16ZM18 224H19V223H18ZM3 230H4V229H3ZM5 233H6V232H5Z\"/></svg>",
	"mask_w": 264,
	"mask_h": 264
}]
</instances>
